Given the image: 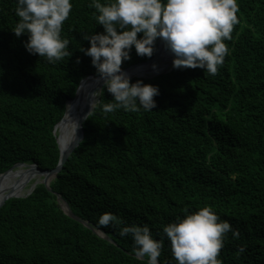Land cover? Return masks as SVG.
Listing matches in <instances>:
<instances>
[{
    "label": "trees",
    "instance_id": "16d2710c",
    "mask_svg": "<svg viewBox=\"0 0 264 264\" xmlns=\"http://www.w3.org/2000/svg\"><path fill=\"white\" fill-rule=\"evenodd\" d=\"M90 2L72 0L62 31L72 55L51 64L29 54L27 34L18 38L12 31L16 0H0V174L18 163L58 166L55 128L81 81L98 76L80 51L90 46L85 34L103 31ZM238 2L239 23L226 41L230 55L216 76L172 67L132 77L159 87L152 111L106 114L95 107L51 190L41 183L28 196L6 201L0 264H147L136 257L131 236L102 227L99 217L111 212L124 224H147L159 239L185 209L205 205L239 233L227 234L223 264H264V0ZM151 58L133 48L122 69ZM100 99L107 103L112 96L104 89ZM58 194L114 242L69 216ZM158 260L175 264L166 237Z\"/></svg>",
    "mask_w": 264,
    "mask_h": 264
},
{
    "label": "clouds",
    "instance_id": "9594fccd",
    "mask_svg": "<svg viewBox=\"0 0 264 264\" xmlns=\"http://www.w3.org/2000/svg\"><path fill=\"white\" fill-rule=\"evenodd\" d=\"M89 7L95 9L96 23L103 31L85 34L90 46H81L80 51L91 58L103 82L99 94L93 93L91 107L106 114L120 109L148 112L156 107L159 87L140 79L133 82L122 69L133 48L138 56L151 58L159 40L172 55L174 69L200 68L216 76L230 55L226 41L232 40L240 10L238 0H91ZM72 8V0H16L19 19L12 31L18 38L27 34L24 47L29 54L58 63L72 55L70 40L62 36ZM104 89L111 94V102L100 99ZM97 222L102 227H118L120 237L131 236L136 257L146 258L147 264H159L165 237L175 264H223L219 257L227 234L239 235L210 205L185 209L182 216L163 226L159 239L147 224H124L111 212Z\"/></svg>",
    "mask_w": 264,
    "mask_h": 264
},
{
    "label": "bare ground",
    "instance_id": "6f19581e",
    "mask_svg": "<svg viewBox=\"0 0 264 264\" xmlns=\"http://www.w3.org/2000/svg\"><path fill=\"white\" fill-rule=\"evenodd\" d=\"M172 55L169 54L160 42L158 55L154 60L140 65L127 73L139 76H150L168 70L172 66ZM157 67L154 69L152 65ZM146 78V77H145ZM102 83L96 78H89L81 85V92L76 100L68 103L65 118L58 125L59 143L62 148L70 146L79 137L80 120L94 110L91 107L93 93L102 88ZM99 94V92H98ZM63 123V124H62ZM45 178V174L34 166L19 165L8 173L0 176V204L14 196H24Z\"/></svg>",
    "mask_w": 264,
    "mask_h": 264
},
{
    "label": "water",
    "instance_id": "95a60500",
    "mask_svg": "<svg viewBox=\"0 0 264 264\" xmlns=\"http://www.w3.org/2000/svg\"><path fill=\"white\" fill-rule=\"evenodd\" d=\"M159 47H160V41H158V49H157V52H156L155 56H154L153 58H151L150 60H148V61H146V62H141V63H138V64H134V65L129 66L128 68H125V69H123V70H124L125 72L132 71L134 68H136V67H138V66H140V65L146 64V63H148V62L154 60L155 57L158 55ZM171 69H172V66H171L168 70L163 71V72H160V73L168 72V71H170ZM160 73H156V74H153V75H157V74H160ZM153 75H152V76H153ZM135 76H139V75L132 74V75H131V78H132V77H135ZM144 77H146V76H144ZM89 78H96V79L98 80V79H99V76L92 74V75H89V76H87L86 78H84V79L81 81V83H80V85H79V87H78V90H77V93H76L75 98L72 99V100H76V99L79 97V94H80V92H81V89H80V88H81L82 83H83L85 80L89 79ZM99 81L103 84V82H102L100 79H99ZM102 87H103V85H102ZM72 100H70V101H72ZM70 101H69V102H70ZM69 102H68V103H69ZM67 109H68V104H67ZM66 113H67V110H66ZM66 113H65V115H66ZM90 113H91V112H90ZM90 113H89V114H90ZM89 114H88V115H89ZM88 115L85 116V117H83V118L80 120V129H79V133H80V135H79L78 139H77L73 144H71L70 146H67V147H65V148H62V146H61L60 143H59V134H58V143H59V147H60L61 155H60V161H59V164H58V166H57L56 168L51 169V170H44V169L40 168V167L38 166V164L18 163V164H15L11 169H13V168H15L16 166H19V165H26V166H34V167H36L37 170H39V171H41V172H43V173L45 174V178H44L42 181H40L38 184L43 183V184H45V185L51 190V182H52V180L55 179V178H57L59 172L62 170L63 166L65 165V163H66V161L68 160V158L70 157V155L73 153V151L78 147V145H79V144L82 142V140L84 139V135H85L84 122H85V120L87 119ZM64 118H65V116H64ZM64 118H63L60 122H62V121L64 120ZM59 124H60V123H59ZM59 124H58V125H59ZM58 125L56 126L55 131H57V129H58L57 127H58ZM11 169H9L8 171H6V172L3 173V174L8 173ZM3 174H0V176L3 175ZM38 184H37V185H38ZM37 185H36V186H37ZM36 186H35V188H36ZM35 188H34V189H35ZM34 189H33V190H34ZM33 190H32L31 192H29L28 194L24 195V196H28L29 194H31V193L33 192ZM24 196H14V197H24ZM11 198H12V197H11ZM8 199H9V198H8ZM8 199H7V200H8ZM58 199H59L61 205L63 206L65 212H66L69 216H71L72 218H74V219H76V220L82 222L83 224H85V225L88 226L89 228L93 229V230H94L97 234H99L100 236L106 238L107 240H109V241H111V242H114V240H113L110 236H108L105 232H103V231H101V230H97V229H95V228H94V227H93L88 221H85V220H83L82 218H80L78 215H76V214L71 210V208H70V206L68 205V203L63 199V197H62L61 194H58ZM7 200H5L4 202H2V203L0 204V208L6 203ZM159 264H160V263H159Z\"/></svg>",
    "mask_w": 264,
    "mask_h": 264
},
{
    "label": "rangeland",
    "instance_id": "374dc122",
    "mask_svg": "<svg viewBox=\"0 0 264 264\" xmlns=\"http://www.w3.org/2000/svg\"><path fill=\"white\" fill-rule=\"evenodd\" d=\"M63 124V123H62ZM58 133H60V132H58Z\"/></svg>",
    "mask_w": 264,
    "mask_h": 264
}]
</instances>
